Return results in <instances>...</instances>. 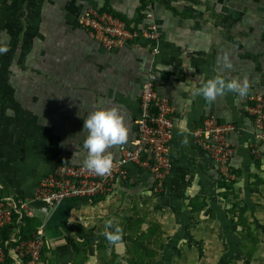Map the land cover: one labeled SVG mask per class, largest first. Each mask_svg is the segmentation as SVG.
Returning a JSON list of instances; mask_svg holds the SVG:
<instances>
[{
    "label": "crops",
    "instance_id": "obj_1",
    "mask_svg": "<svg viewBox=\"0 0 264 264\" xmlns=\"http://www.w3.org/2000/svg\"><path fill=\"white\" fill-rule=\"evenodd\" d=\"M230 1L155 0L161 37L152 61L147 42L137 39L109 52L78 24L82 12L94 8L140 27V0H0V48H7L0 53L1 194L30 197L39 178L59 162L83 164L84 118L97 107L121 110L130 128L124 144L128 145L135 135L133 119L144 75L152 70L156 90L168 97L175 113L173 167L161 192L154 191L147 171L131 165L127 178L117 181L109 194L95 203L93 197L77 200V206L134 195L138 207L148 211L157 206L183 214L190 213L189 201L198 198L205 202L202 217L209 223L224 222L222 209L231 199L224 200L217 168L191 134L209 111L234 127L229 134L233 187L238 194L243 190L241 204L253 207L262 200L253 196L264 188V159L251 152L247 108L256 94L264 95V7ZM19 8L24 16L18 15ZM225 55L230 69L225 67ZM218 73L229 80L247 77L248 95L226 92L209 104L192 94L194 87ZM182 120L190 133L187 144L178 134ZM121 146L110 149L114 157ZM233 220L241 222L238 217ZM234 226L235 235L240 234L241 226ZM81 228L74 224L75 232ZM53 242L48 236L49 254L59 250ZM64 248L60 252L67 257L70 253ZM66 257L59 259L62 264H70Z\"/></svg>",
    "mask_w": 264,
    "mask_h": 264
},
{
    "label": "built area",
    "instance_id": "obj_2",
    "mask_svg": "<svg viewBox=\"0 0 264 264\" xmlns=\"http://www.w3.org/2000/svg\"><path fill=\"white\" fill-rule=\"evenodd\" d=\"M142 26L128 25L116 15L88 8L82 12L78 24L96 44L106 51L124 47L140 39L148 43L151 60L159 51L161 32L155 10V0H140ZM156 75L149 70L145 75L138 100V113L133 119L135 135L128 145L120 147L114 157V168L109 175L98 176L83 164L59 162L37 181L33 194L23 198L0 192V264H43L41 253L47 241L43 222L22 238L20 225L26 217H35V210L45 214L62 199H90L109 194L117 181L127 178L134 165L147 171L155 190H162L173 161L171 142L175 129L174 106L168 97L155 88ZM251 119L249 141L256 158L264 159V95L256 94L248 108ZM233 125L220 122L214 111L205 114L202 125L192 129L193 140L215 164L220 178L233 180L232 156L234 150L229 134Z\"/></svg>",
    "mask_w": 264,
    "mask_h": 264
},
{
    "label": "rangeland",
    "instance_id": "obj_3",
    "mask_svg": "<svg viewBox=\"0 0 264 264\" xmlns=\"http://www.w3.org/2000/svg\"><path fill=\"white\" fill-rule=\"evenodd\" d=\"M223 4H231V1L225 0ZM235 4L264 7V0H238ZM18 15L24 16L20 8ZM22 36H25L24 32ZM262 193L263 186L254 193L253 197L262 200L253 207L241 204L243 190L242 194L223 193L225 201L231 199L222 209L226 220L210 223L202 217L204 206L198 210L189 207L190 213L183 214L179 210L176 213L156 206L153 212L145 206L138 207L134 195L130 198L118 196L115 201L113 198L96 205L80 203L71 212L67 230L54 238L53 246L59 250L49 254L46 249L44 261L55 264L57 260L62 264L59 259L67 255L60 252L63 246L70 253L65 259L70 264H91L92 259L94 264H264ZM45 215L38 208L34 220L41 224ZM236 216L241 222H234ZM109 222H112V228L107 227ZM74 224L82 225L80 233L74 231ZM234 225L241 226L240 234L235 235L237 227ZM117 227L123 230V238L119 245H113L104 233L114 232ZM48 234L46 232L47 237ZM69 237L80 243L79 254L72 253Z\"/></svg>",
    "mask_w": 264,
    "mask_h": 264
},
{
    "label": "clouds",
    "instance_id": "obj_4",
    "mask_svg": "<svg viewBox=\"0 0 264 264\" xmlns=\"http://www.w3.org/2000/svg\"><path fill=\"white\" fill-rule=\"evenodd\" d=\"M7 51V48H0V53ZM225 67H232L227 55L224 58ZM250 91V83L247 77L243 79H226L222 74L201 82L200 86L192 89L194 96H202L209 104L216 101L217 97L226 92L236 93L239 97H245ZM79 115V113H78ZM180 135L184 136L182 143H188L189 130L186 120L178 122ZM83 132L86 135L83 139V150L86 157L83 166L86 170L98 176L109 175L114 168V154L110 149L124 145L129 140L130 128L125 122V116L117 107H97L84 118ZM112 228V222L107 224ZM105 236L109 243L119 245L122 242L123 230L119 227L114 232L106 231Z\"/></svg>",
    "mask_w": 264,
    "mask_h": 264
},
{
    "label": "trees",
    "instance_id": "obj_5",
    "mask_svg": "<svg viewBox=\"0 0 264 264\" xmlns=\"http://www.w3.org/2000/svg\"><path fill=\"white\" fill-rule=\"evenodd\" d=\"M142 6L143 5H141V8H142ZM125 22L128 25H130L127 21H125ZM237 175H238V173H237ZM219 181H220L219 184H221V186L224 188V193L226 195H227V192H231V194H233V192H235L234 187H233V184L236 182V178L233 179V180H225L223 178H220ZM101 196L102 195H98V196L93 197L92 198L93 199L92 200V203L97 202L99 200V198H101ZM81 200L78 199V202H80ZM204 205H205V202L203 204L201 201H198V198L191 199V201H189V203H188V206L191 208V210L201 209V208H203ZM243 208L241 210H244ZM236 217H238V216H236ZM34 218L35 217H26L24 224L23 225H20V231H21V234H22V238H26V237L30 236V234H31L32 230L34 229V227L36 225L40 224L39 222H36L34 220ZM68 239H69V244H70L71 249H72V253L75 252L76 254H79L80 253V250H81L80 243L77 242V241H75L73 237H69ZM46 248H47V246L45 244L44 247H43L42 253H41V260L42 261H44L43 253H44V250H46ZM7 262H8V264H10V261H7ZM44 262H45V264H47V261H44Z\"/></svg>",
    "mask_w": 264,
    "mask_h": 264
},
{
    "label": "water",
    "instance_id": "obj_6",
    "mask_svg": "<svg viewBox=\"0 0 264 264\" xmlns=\"http://www.w3.org/2000/svg\"><path fill=\"white\" fill-rule=\"evenodd\" d=\"M77 206V201L73 198L60 200L43 220V227L48 236L55 238L67 230L68 220L71 212Z\"/></svg>",
    "mask_w": 264,
    "mask_h": 264
}]
</instances>
